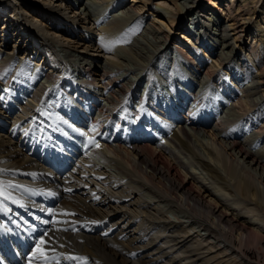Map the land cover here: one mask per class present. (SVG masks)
I'll list each match as a JSON object with an SVG mask.
<instances>
[{
    "label": "bare ground",
    "instance_id": "bare-ground-1",
    "mask_svg": "<svg viewBox=\"0 0 264 264\" xmlns=\"http://www.w3.org/2000/svg\"><path fill=\"white\" fill-rule=\"evenodd\" d=\"M134 1L147 6L152 0ZM157 1L156 8L144 11L135 4L125 5V0H87L78 7L74 0H42L35 5L31 0H0L4 10L0 14L6 15L2 21L12 20V29H22L27 34L22 35L29 38L14 52L0 51V89L6 84V95H0V252L12 264H28L21 253L16 257L13 251L25 252L27 245L35 243L36 232L31 233L35 226L44 237V243L32 251L37 264H264V124L261 129L259 124V119L264 120V68L256 82L241 87L240 94L236 92L235 99L225 93L231 97L227 110L221 108L213 116L211 107L217 106L221 96L212 87L210 78L214 76L196 69L195 62L178 45L175 55L162 52L170 46L173 27L178 23L179 29L196 34L197 43L198 35H209L211 28L219 43L215 48L217 61L223 64L239 52L238 46L244 50L245 42L238 44V18L230 12L223 21L215 0L204 5L198 0ZM161 1L170 2L177 11ZM248 3L241 0L240 6L247 8ZM25 7L33 15L21 13ZM115 8L119 9L111 14ZM261 10L264 13V8ZM146 11L151 14L146 15ZM192 13H198L193 18V30L187 24ZM165 18L173 27L168 29ZM198 22L199 29L194 32ZM260 25L255 24L256 31L264 32ZM130 31L135 37L127 44L125 34ZM182 36L190 40L186 34ZM38 44L45 46L49 56L44 55L40 62L31 61L29 50ZM263 49L257 47V63L264 64ZM39 52L38 59L43 56L42 50ZM158 55L156 65L179 69L189 64L201 72V78L187 71L176 81L152 75L150 62ZM161 56L168 61H162ZM173 59L180 62L172 64ZM49 61L52 64L47 67ZM95 98L124 116H139L132 109L145 105L165 122H171L166 118L167 110L175 115L178 107L194 105V113L199 112L195 121L205 120V127L179 128L175 124L171 139L163 141L169 148L159 147L160 151L150 145L126 148L111 142L113 146L104 149L100 164L75 174L74 179L43 176L40 162L25 154L21 143H29L37 156L44 140L36 127L51 124V140L64 149L57 137L64 140L62 131L71 133L70 125L78 127L76 122L83 111L96 106ZM244 112L248 113L246 121ZM102 115L103 110L93 119L99 123ZM127 117H118L123 127L134 123ZM144 122L153 120L146 118ZM225 122H239L248 131L242 135L237 131L224 133L221 128ZM103 127L111 137L116 135L117 125L112 119ZM72 139L86 143V137L79 134ZM70 145L75 148L74 142ZM97 153L93 152L92 159L99 157ZM69 157H62L60 162H70ZM93 171L106 177L85 181V173ZM89 185L91 189L80 190ZM43 192L48 198L40 194ZM118 213L124 215L113 219ZM4 220L20 223L17 230L24 234L20 242L12 241L4 232ZM116 226L120 229L115 233ZM253 238L258 239L259 249L247 245ZM41 250L47 259L40 256ZM68 256L81 259L68 260Z\"/></svg>",
    "mask_w": 264,
    "mask_h": 264
},
{
    "label": "rangeland",
    "instance_id": "rangeland-1",
    "mask_svg": "<svg viewBox=\"0 0 264 264\" xmlns=\"http://www.w3.org/2000/svg\"><path fill=\"white\" fill-rule=\"evenodd\" d=\"M31 1L34 3V5L36 3L37 4H42V0H31ZM74 1L76 3L75 5L78 7L79 5H81V6L85 5L84 3H86L87 0H81V1L80 0L79 1L74 0ZM166 1L162 2L163 5L166 8H169V9L172 8V10H175V7L173 6V4H171L170 2H166ZM202 1L204 2L203 3V5H204V4H206V2L208 0H198V2H202ZM248 1H249L248 6H247V8H245V7L240 6L241 5V0H235L234 3L232 2L233 5L230 2V0H215V2H217V4L221 7V13H223V15H222L223 16V21L224 20L225 21L228 20V15L227 14L230 13V12H233V14L237 16V18H238L237 19V25H238L237 31L239 32V35H241V41H238V44H240L242 41L245 42L244 50H242L241 47L238 46L237 50H239V52L235 53L234 55L232 54L231 56H229V58L227 60H225V62L223 64H219L218 61H217L219 59V53H218V51H217V54L215 53V48H216V45L219 44V43L217 42L215 34L212 33L213 30H211V28L209 29V35H206L205 32H202V33H200L198 35L199 38H200V41L196 45L197 41L195 40V36H196L195 33L192 34V33L188 32V30L186 31V29H179L180 28L179 27V23L176 24L175 27H173V26H171L172 22L170 20H168L166 18L164 20V23L168 27V29H169V27H173V30H172L173 32L171 33V37L169 39V42L171 41L170 42V46L167 47L165 49V51H163L162 53H165L167 55L168 54L169 55L170 54L171 55H175L173 53L174 51H172L173 50L172 49L173 46L171 45V43L178 42L179 44H176V45L180 46L181 48H183L187 52V55L191 57L193 62H195L196 69L199 68L201 70V72H203L205 74H208L209 76H214V77L210 78L212 87H213V89H215L214 91H217V92L220 91L221 92V96H218V98L216 100L217 102L215 101L217 103L216 104L217 106L215 107L216 109L211 107V112L213 113V116H217L216 115V111L221 110V108H223V111L227 110V107H228V104H229V100H230L231 97H229V98L226 97L225 93L229 92L232 95V98L235 99L236 98V95H235L236 92L240 94V88L241 87L250 85L253 82V80L256 82V80H257L256 76L259 74L260 70H262L264 68V64L257 63L256 62L257 58H255V56L257 57V52H256L257 51V47H259V50L264 47V45H263V42H264V34L263 33L264 32H262L261 30L256 31V29H255L256 28L255 24L258 23V22H259V24H261L260 26L264 27V18H263L264 17V13L261 10L262 8H264V0H248ZM80 2H82V3L79 4ZM156 2H160V1H157V0L153 1L152 0L151 4H148L147 6H145L144 3H142V2L140 3V1L139 2H135V1L132 2V0H125L124 4L125 5L128 4V3H129V5L135 4V6H138L140 9H142L144 11L145 10H149V9L152 11V7L156 8V6H155ZM83 8H84V6L81 8V10H83ZM72 9L73 8H70L67 11H71ZM118 9L119 8L113 9L111 14L116 12ZM0 11H3V9L0 8ZM30 11L31 10H29L26 7L21 9V13L25 12V14H26L25 16H27V17H30L31 15H33V12H30ZM176 11L177 10H175V12ZM53 12H54L53 8H50L49 15H52ZM209 12H214V9L213 10H209ZM65 13H66V11L63 12L64 15H66ZM69 13H71V12H69ZM217 13H218V11L215 12V14H217ZM221 13L219 14V16L221 15ZM1 14H3V13H1ZM1 14H0V16H1V19H0V51H3L4 53H6V52H14V51H16L17 48L20 47V45L26 44L27 39H29V38L25 37L24 35H22V34L27 35L26 33L23 32L22 29L20 30V28H17V27H15V30H13L14 28L12 29V27H13L12 26V20L10 22L2 21L5 18H4V15H1ZM150 14H151L150 11H146V15L149 16ZM197 15H198V13H192L189 16H190V18L192 20V18H197ZM193 22H191V23L193 24ZM188 23H190V22H187V24ZM14 24H15V22H14ZM199 24H200L199 22L196 24L198 26H197V28L195 26L194 32H196V29H199V26H200ZM9 26H10V28L7 29ZM262 29L264 31V28H262ZM201 30H203V29H201ZM131 32L132 31H130V33L128 32V34H125V37H127V39H126L127 44L133 37H135ZM210 32H211V34H210ZM231 32H233V31H231ZM77 33L79 34V30L77 31ZM60 34L62 35V32H60ZM184 34H186L188 39H190V40H187L190 43V48H189V46L186 47L185 44H184V41H182V40H186V39H182V37H183L182 35H184ZM65 35L73 38L72 35H69L68 33H65ZM129 37H131V38H129ZM22 39H23V41H22ZM208 41H210V42H208ZM193 42H194V46H193ZM196 50L199 51V52H197ZM39 51H40L39 44L37 45V47L34 46L33 48H31V50H29V52L31 54V57H32L31 61L40 62V60L42 58H44L43 57L44 55H43L40 59H36V57H35L36 55L35 54H37ZM263 52H264V49H263ZM33 54H34V57H33ZM212 54H215L216 58ZM250 54H252V55H250ZM248 55H250V56H248ZM209 57L212 59V62H211V59H209ZM37 58H39V57L37 56ZM158 58H159V55L157 57H153V60L150 62L151 69L153 70V72L151 70V74L152 75H157L158 74L164 81H172V79L174 81H176L179 78H184L185 77L184 73H187V72L190 73L191 76H195V78H197V79L201 78V72L198 73L196 69L194 70L192 67H189V64H186V65H184L183 68H179V69H177L174 66L173 69H172L171 65H169V66L166 65L164 67H163V65H160V66L156 65L155 63L158 60ZM235 58H237V59H235ZM50 63H51L50 61L47 62L46 66L49 67L51 65ZM230 65H231V67H230ZM203 68H205V70H203ZM233 69L236 70V71H234ZM219 70L223 71V72H221L220 75H218ZM173 71H175V72H173ZM219 85L222 86V87H219ZM140 87L142 89V85L139 86V88H138L139 93H140ZM263 92H264V84H263ZM240 98L241 97L239 96V99ZM243 99H244V97H243ZM198 113L199 112L197 111L196 114H198ZM175 115L178 116V111L175 112ZM243 115H244V121H246L248 119V113L244 112ZM262 116H264V114H262ZM259 122H260L259 124H261L260 125V129H261L263 124H264V120L262 122L259 119ZM207 127H211V126L208 125ZM221 130L223 132L224 131L225 132L226 131H230L231 133H234V132L237 131L238 135H242V134H244V133H246L248 131L247 128L244 125L240 124L239 122H234L232 125H230V123H228V122H225L223 124ZM155 150H156V148H155ZM149 155L152 156L153 154L150 153ZM165 156H167L166 158H171V157H168V155H165ZM150 159H152V158H150ZM195 187L197 188V186H195ZM131 207H134V206H131ZM251 216H254V214L250 215V217ZM250 217L248 218V220H253ZM113 219H116V216ZM247 245L248 246H252L255 249H259L261 247V245L259 244V241H258L257 238H253L251 240V242H250V245L249 244H247ZM262 253H263V257H261V259L264 262V250L262 251Z\"/></svg>",
    "mask_w": 264,
    "mask_h": 264
},
{
    "label": "snow or ice",
    "instance_id": "snow-or-ice-1",
    "mask_svg": "<svg viewBox=\"0 0 264 264\" xmlns=\"http://www.w3.org/2000/svg\"><path fill=\"white\" fill-rule=\"evenodd\" d=\"M43 243H44V241H41V244H43ZM40 256L44 257V253L42 250L40 251ZM44 258L47 259V257H44ZM66 259H68V260H80L81 258L75 257V256H68V257H66ZM85 264H86V262H85Z\"/></svg>",
    "mask_w": 264,
    "mask_h": 264
}]
</instances>
